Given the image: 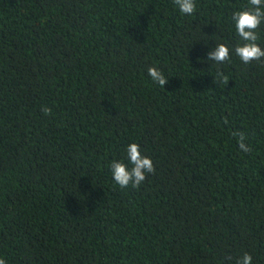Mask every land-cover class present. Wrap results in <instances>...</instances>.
<instances>
[{
    "label": "trees",
    "instance_id": "obj_1",
    "mask_svg": "<svg viewBox=\"0 0 264 264\" xmlns=\"http://www.w3.org/2000/svg\"><path fill=\"white\" fill-rule=\"evenodd\" d=\"M195 3L0 0L6 264H264V58L239 59L232 20L249 0ZM131 143L156 171L121 189Z\"/></svg>",
    "mask_w": 264,
    "mask_h": 264
},
{
    "label": "clouds",
    "instance_id": "obj_2",
    "mask_svg": "<svg viewBox=\"0 0 264 264\" xmlns=\"http://www.w3.org/2000/svg\"><path fill=\"white\" fill-rule=\"evenodd\" d=\"M173 3L181 15L191 16L197 10L195 0H173ZM232 20L239 38L245 42L234 49L235 54L244 64H249L254 60L261 61L264 58V49L256 43L259 39L256 30L264 23V0H249L248 8L234 12ZM208 60L214 61L217 65L229 61V47L223 43L217 44L216 48L208 53ZM148 75L153 82L159 84L162 88L168 83V79L157 67H149ZM214 82L227 85L229 78L223 72L218 71ZM43 111L45 114L50 113V109L47 107ZM233 134L239 137L240 150L250 153L252 149L246 144L247 137L245 134L242 132ZM126 151L127 164L123 161H112V177L121 189H127L129 186L139 188L148 174L155 173L154 163L151 158L142 155L140 146L137 143L129 144ZM129 164L131 167H129ZM0 264H6L3 257H0ZM237 264H252V256L249 253H244Z\"/></svg>",
    "mask_w": 264,
    "mask_h": 264
}]
</instances>
